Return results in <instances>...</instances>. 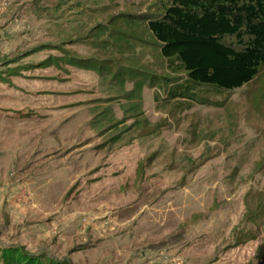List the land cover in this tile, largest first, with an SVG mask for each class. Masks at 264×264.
I'll use <instances>...</instances> for the list:
<instances>
[{
    "label": "rangeland",
    "instance_id": "obj_1",
    "mask_svg": "<svg viewBox=\"0 0 264 264\" xmlns=\"http://www.w3.org/2000/svg\"><path fill=\"white\" fill-rule=\"evenodd\" d=\"M50 4L0 0V264H264V67L172 98L146 23L54 46Z\"/></svg>",
    "mask_w": 264,
    "mask_h": 264
},
{
    "label": "trees",
    "instance_id": "obj_2",
    "mask_svg": "<svg viewBox=\"0 0 264 264\" xmlns=\"http://www.w3.org/2000/svg\"><path fill=\"white\" fill-rule=\"evenodd\" d=\"M148 28L162 56L186 74L185 90L239 89L264 67V0H168ZM83 67V66H80ZM91 70L89 67H83ZM5 264H67L9 250Z\"/></svg>",
    "mask_w": 264,
    "mask_h": 264
},
{
    "label": "crops",
    "instance_id": "obj_3",
    "mask_svg": "<svg viewBox=\"0 0 264 264\" xmlns=\"http://www.w3.org/2000/svg\"><path fill=\"white\" fill-rule=\"evenodd\" d=\"M168 0H54L50 4V18L48 19L49 36L58 43L67 44L71 49L75 39H82L79 49L86 46L83 42L97 34L100 38L114 39L106 42V47L121 48V41L146 42L137 36L125 38L124 31L135 35L142 34L139 23H146L143 28H148L152 15L163 10V4ZM43 14V12H40ZM45 14L39 20L46 19ZM147 27V28H146ZM149 29V28H148ZM151 33V31H150ZM124 34V37H122ZM152 35V34H151ZM141 36V35H139ZM127 45V44H125ZM103 44L98 43V48Z\"/></svg>",
    "mask_w": 264,
    "mask_h": 264
},
{
    "label": "bare ground",
    "instance_id": "obj_4",
    "mask_svg": "<svg viewBox=\"0 0 264 264\" xmlns=\"http://www.w3.org/2000/svg\"><path fill=\"white\" fill-rule=\"evenodd\" d=\"M141 215V214H140ZM136 219V218H135Z\"/></svg>",
    "mask_w": 264,
    "mask_h": 264
}]
</instances>
